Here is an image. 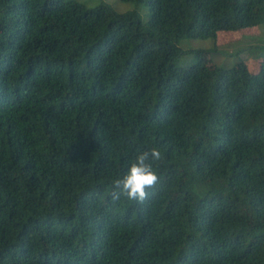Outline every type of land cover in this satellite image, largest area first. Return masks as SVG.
Returning a JSON list of instances; mask_svg holds the SVG:
<instances>
[{"label": "trees", "instance_id": "trees-1", "mask_svg": "<svg viewBox=\"0 0 264 264\" xmlns=\"http://www.w3.org/2000/svg\"><path fill=\"white\" fill-rule=\"evenodd\" d=\"M0 0V264H264V58L181 67L264 0ZM158 148L143 204L112 181Z\"/></svg>", "mask_w": 264, "mask_h": 264}, {"label": "rangeland", "instance_id": "rangeland-1", "mask_svg": "<svg viewBox=\"0 0 264 264\" xmlns=\"http://www.w3.org/2000/svg\"><path fill=\"white\" fill-rule=\"evenodd\" d=\"M86 7L100 4L109 6L116 12L136 10L142 20H146L148 6L121 0H77ZM182 54L175 60L177 66H187L201 60L209 67H230L243 60L248 70L257 73L264 58V23L254 27L219 31L215 39L183 38L179 42Z\"/></svg>", "mask_w": 264, "mask_h": 264}, {"label": "clouds", "instance_id": "clouds-1", "mask_svg": "<svg viewBox=\"0 0 264 264\" xmlns=\"http://www.w3.org/2000/svg\"><path fill=\"white\" fill-rule=\"evenodd\" d=\"M162 158L161 151L155 147L137 152L128 170L112 181L110 198L119 201L124 197L143 204L150 197L148 190L154 189L160 180L158 169L153 167L152 161Z\"/></svg>", "mask_w": 264, "mask_h": 264}]
</instances>
